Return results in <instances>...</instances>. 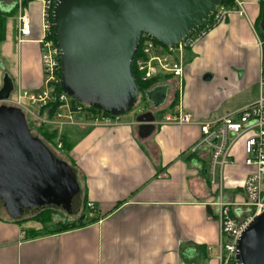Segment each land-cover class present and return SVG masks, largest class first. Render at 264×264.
Returning a JSON list of instances; mask_svg holds the SVG:
<instances>
[{"label":"crops","instance_id":"obj_1","mask_svg":"<svg viewBox=\"0 0 264 264\" xmlns=\"http://www.w3.org/2000/svg\"><path fill=\"white\" fill-rule=\"evenodd\" d=\"M24 1L32 32L30 42H15L21 50L14 55L9 52L7 24L12 22V39L16 41L17 0H0L4 27L3 31L0 28V89L1 78L7 75L13 83L10 101L16 99L18 90L42 87L36 43L41 5ZM239 2L244 16L227 15L182 53L181 78H154L151 97L142 96V100L147 113L154 110L163 115L155 119L151 113L154 121L149 132H140L141 123L129 117H120L112 126L94 125L85 115L77 122L58 119L60 125H44L57 131L56 142L62 139L63 145L60 152L75 172L81 204L71 224L78 226L58 232L55 226L48 228L32 218L33 214L12 219L2 208L0 264H218L217 195L207 174L208 154L189 153L200 136L199 129L165 123L163 118L180 108L195 119L225 106V112H233L257 96L264 64V33L259 39L254 29L261 0ZM11 57L15 65L9 76L6 65ZM205 73L218 78L209 105L200 101L192 88L193 84L202 87ZM180 83L188 87L186 98L179 97ZM8 100L0 103L14 108ZM53 115L46 118L57 121ZM236 151L240 154L236 163L222 172V198L232 205L243 202L241 185L248 173L241 150ZM89 203L93 209L87 208ZM85 210L88 217L82 215Z\"/></svg>","mask_w":264,"mask_h":264},{"label":"water","instance_id":"obj_2","mask_svg":"<svg viewBox=\"0 0 264 264\" xmlns=\"http://www.w3.org/2000/svg\"><path fill=\"white\" fill-rule=\"evenodd\" d=\"M221 2L55 0L51 22L61 92L113 117L129 113L141 97L132 68L141 39L174 47L200 28ZM260 30L264 33V8ZM12 90L11 79L4 75L0 102ZM151 95L145 93L147 99ZM153 121L151 113L139 116V131L152 130ZM79 198L72 167L30 133L21 111L1 106L0 207L10 218L20 219L44 210H74ZM236 250V264H264V212L241 233Z\"/></svg>","mask_w":264,"mask_h":264},{"label":"built area","instance_id":"obj_3","mask_svg":"<svg viewBox=\"0 0 264 264\" xmlns=\"http://www.w3.org/2000/svg\"><path fill=\"white\" fill-rule=\"evenodd\" d=\"M30 1H38L41 5L39 38L36 43L39 46L42 87L37 90H18L16 99L8 100L6 103L32 117L33 114L22 104L23 101L38 111L55 106L53 116L57 122L53 123L46 117L40 119L41 115L38 114L39 117L35 121H39L41 125H60L58 119L77 122L74 119L77 115L89 117L94 125L116 124L120 117L103 115L102 112L93 113L88 106L73 101L58 90L60 55L53 39L51 22L55 0ZM231 1L230 7L220 3L200 28L174 47L163 46L149 38L141 39L132 63L138 80L147 83L159 75L181 78L183 73L181 55L186 49L201 41L227 15L231 13L241 17L245 15L242 4L238 0ZM16 13V42L21 45L30 42L32 32L31 19L24 0H17ZM163 121L179 126H196L199 129L200 136L189 148V153L208 154L207 174L210 176L211 184L216 187L217 195L214 204L217 208L216 220L219 229L218 264H236L237 240L249 223L264 212V64L261 68L257 96L248 105L233 112H224L221 108L210 121L195 119L180 108L176 114L165 116ZM238 143L243 155L242 164L248 173L241 185L243 202L232 205L222 198L225 191L222 172L226 166L236 163L235 147ZM55 149H62L60 141L55 143ZM87 208L93 209V205L89 203Z\"/></svg>","mask_w":264,"mask_h":264},{"label":"rangeland","instance_id":"obj_4","mask_svg":"<svg viewBox=\"0 0 264 264\" xmlns=\"http://www.w3.org/2000/svg\"><path fill=\"white\" fill-rule=\"evenodd\" d=\"M239 1V0H238ZM9 18H11L10 16H9ZM9 18H8V20H9ZM11 25V26H10ZM12 22L11 21H8V24H7V34H8V36L10 35L11 36V39L9 40V45H8V47H9V52H11L12 54H14V55H16V51L17 50H21V48L20 49H18L17 48V45H16V41H14V38L12 39ZM254 31H255V33L257 34V36L259 37V39H262L261 38V36H260V33H261V30L260 29H257V27H255V29H254ZM31 46H29L28 47V49H30L31 50V48H30ZM187 50H185L184 52H186ZM10 53V54H11ZM0 56H1V53H0ZM37 56H38V60H39V62H40V54H39V51L37 52ZM0 59H1V57H0ZM13 60H14V64H13ZM1 62V61H0ZM11 62V63H10ZM2 63V62H1ZM183 64V63H182ZM13 65H15V58H10V60H9V62H7V65H6V68L8 69V75H9V73L12 71V66ZM42 72V71H41ZM10 76V75H9ZM205 76H210V79L209 80H204V77ZM194 79L193 80H197L195 77H193ZM2 81H3V78H1V84H2ZM165 80L164 79H160V82H164ZM218 81V78L214 75V77L212 76V75H210L209 73H205V74H203L202 75V77H201V85H202V87H196L194 84L192 85V88H193V91H194V93H195V95L197 96V98L200 100V101H202L203 103H209V100H210V98H212L213 97V95H212V90H213V87H214V85L216 84V82ZM187 89H188V87L187 86H182V84L180 83V86H179V88L177 89V91H178V93H179V97H180V99H182V97H184V98H186V94H187ZM248 94H253V91H250ZM11 97H13L14 98V94L11 96ZM22 104L24 105V106H26L29 110H30V112L33 114V117L32 116H29V115H27V116H25V119H26V121H27V123H28V121L29 122H31V121H33V122H35V123H37V124H39V121H35V119H37L39 116H38V113H39V111L35 108V107H33V106H31L28 102H26V101H23L22 102ZM209 105V104H208ZM5 107V105H3L2 103H0V107ZM8 107V106H7ZM228 109V106L226 107H222V110L225 112L226 110ZM148 107H147V105L144 103V101L142 100V96L140 97V99H139V101H138V103L136 104V106L129 112V113H127V114H125V115H123V116H120V117H122V118H124V117H129L130 119H137L139 116H142V115H144V114H146L147 112H148ZM218 111V110H217ZM217 111H210L211 113L207 116V117H203V119H201V120H204V121H210V120H212L213 118H215L216 117V115H217ZM152 114H153V116L155 117V119H160L161 118V116L163 115V114H160V113H158V112H154V110H153V112H151ZM166 113H168V114H170L171 112L169 111V110H167L166 111ZM40 115V114H39ZM82 117V115H77V116H75L74 117V119H77V118H81ZM40 119H44V117H42V116H40ZM54 122H57V121H53V123ZM57 141H60V140H57ZM235 149H240V143H238L237 145H236V147H235ZM56 152H57V156H58V158L60 159V160H62V161H64V162H66L65 160H64V158H63V154H61V152H60V150H56ZM236 155L238 156H240V154H239V151H237L236 152ZM70 167H71V165H70V163H68V162H66ZM264 197V196H263ZM80 204H81V200H80V198H79V203H78V205L77 206H80ZM0 209L2 210V207H0ZM76 210V208L74 209V210H69V211H65V210H61V209H52L51 210V212H50V221H49V223H47L46 225H47V227L48 228H53L54 226L56 227V228H59V227H61L63 224H68V223H71L72 221V219H73V214H76L77 213V211H75ZM82 215H84V216H86V217H88L89 216V212L88 211H84V213L82 214ZM37 216H38V212L36 213V214H33L32 215V218H37ZM76 221V220H75ZM74 221V222H75ZM56 224V225H55ZM54 227V228H55ZM57 230V229H56Z\"/></svg>","mask_w":264,"mask_h":264},{"label":"trees","instance_id":"obj_5","mask_svg":"<svg viewBox=\"0 0 264 264\" xmlns=\"http://www.w3.org/2000/svg\"><path fill=\"white\" fill-rule=\"evenodd\" d=\"M221 4L225 5L226 7H230L232 5V1L231 0H222ZM263 8H264V1L261 0L259 17H258L257 22L255 24V27H257V29H260V19H261V12H262ZM0 28L2 29V31L4 30V27L2 26L1 23H0ZM260 36H261V38H263V33L262 32L260 33ZM53 39L55 41L54 34H53ZM134 76H135V80H136V83L138 85V88H139L141 96H145V93L149 92V89L152 88V86L154 84V81L156 79H152L151 81H149L147 83H141L138 80V77H137L135 71H134ZM58 90L60 91V87H58ZM89 110L91 112H93V113H101V112H98V111H96L94 109H91V108ZM54 111H55V106H53L51 108L44 109V110L42 109V110H40L39 114L42 115L43 117H49V116L53 115ZM101 114L104 115V113H101ZM27 125H28V128L30 130V133L33 136H35L38 139H40L41 142L52 153H54V154L56 153L57 154L56 149H55V143H56V138H57V131L56 130H51L47 126H44V125H41V124H37V123H35L33 121H31V122L28 121ZM59 140H62V139H59ZM50 212H51V210L40 211V212H38V216H37L36 219L38 221H40L43 225H46L50 221ZM76 226H78L76 223L63 224L61 227L57 228V231L58 232H63L65 230H67V229H73ZM44 232L45 231H41L40 233H44ZM40 233L38 232V233H35V234L39 235Z\"/></svg>","mask_w":264,"mask_h":264},{"label":"flooded vegetation","instance_id":"obj_6","mask_svg":"<svg viewBox=\"0 0 264 264\" xmlns=\"http://www.w3.org/2000/svg\"><path fill=\"white\" fill-rule=\"evenodd\" d=\"M52 210V209H51Z\"/></svg>","mask_w":264,"mask_h":264}]
</instances>
